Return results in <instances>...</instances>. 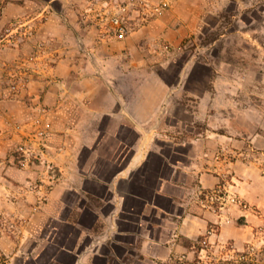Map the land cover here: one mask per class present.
Here are the masks:
<instances>
[{
	"label": "crops",
	"instance_id": "0c3cea01",
	"mask_svg": "<svg viewBox=\"0 0 264 264\" xmlns=\"http://www.w3.org/2000/svg\"><path fill=\"white\" fill-rule=\"evenodd\" d=\"M121 1L0 0V264H264V95L188 51L259 0H150L117 37ZM39 41L50 65L11 91Z\"/></svg>",
	"mask_w": 264,
	"mask_h": 264
},
{
	"label": "rangeland",
	"instance_id": "374dc122",
	"mask_svg": "<svg viewBox=\"0 0 264 264\" xmlns=\"http://www.w3.org/2000/svg\"><path fill=\"white\" fill-rule=\"evenodd\" d=\"M230 11L231 12L222 13L221 17L219 16V18H217L219 21H215L214 18H212L211 20L214 22L215 26L212 29L206 30L199 40L190 42L188 51L192 53L196 47H200L202 52L198 54L199 59L211 56L219 62H233L238 65L240 69H246L247 71H244L249 77L248 79L246 76V81L248 82L246 90H248L249 94H255L257 87L256 93L260 88L259 94L264 95V0H259L254 6H247L241 10L243 18L246 20V24H244L246 25L245 36L244 34H241L243 36H238V34H234V36L231 37L220 36V34L226 30L224 28L226 23L230 30L239 28L236 18L233 17L234 13H238V7L230 6ZM9 27L10 26L0 29V47L6 42V39H3V31ZM46 45V41L37 42L36 45H34L32 53L24 55L19 61L16 70L10 75L8 82L11 91L20 94L28 89L30 84L42 77L44 69L50 64H48V62L42 63V58H46V55L41 54V52L37 54L35 49L36 47L42 49L43 46ZM207 50L209 53H207ZM32 55H35L34 59L30 58ZM186 56L185 54L181 59L178 58L179 60H176L177 63L174 64L172 70L167 74L168 77H170L169 80H175L179 67L178 64L183 61ZM48 61L53 63V60L48 59ZM254 76L257 77V80H259L261 84L258 82L257 86H254V83L257 81L254 79ZM244 78L243 76L242 80ZM196 85L197 83L194 81L192 87L196 88ZM14 86L16 88H14ZM262 104L264 105V102Z\"/></svg>",
	"mask_w": 264,
	"mask_h": 264
},
{
	"label": "built area",
	"instance_id": "2783aa9c",
	"mask_svg": "<svg viewBox=\"0 0 264 264\" xmlns=\"http://www.w3.org/2000/svg\"><path fill=\"white\" fill-rule=\"evenodd\" d=\"M167 4H168L167 1L161 2L158 4H153L150 0H123L118 4L117 12L113 14V17L111 16L108 17L110 18V21L114 19L115 22L117 23L116 25L114 26L112 25L109 27V32L112 35H115L117 37H122L128 34L129 28L126 25L125 20H126V15L130 11L131 8H134L136 11L142 14L144 10H147L150 7L152 8V11H153L151 15H154V14H158L161 10H163L167 6ZM37 54H40V53L38 52ZM34 57L35 55H32L30 58L34 59ZM14 88L16 87L14 86ZM43 133H44L43 130H39L37 133V136L41 137L43 136ZM19 150L22 151L23 154L24 153L29 154L32 152L31 146L29 145L28 146L22 145L19 147ZM210 198H213V195H210ZM229 199L233 203L246 206V202L240 197H238L237 195L232 194L229 196ZM205 242L206 241L204 240L203 243Z\"/></svg>",
	"mask_w": 264,
	"mask_h": 264
}]
</instances>
